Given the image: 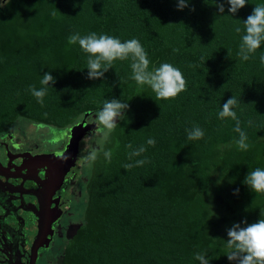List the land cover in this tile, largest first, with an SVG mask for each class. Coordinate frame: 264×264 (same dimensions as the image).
<instances>
[{
	"label": "trees",
	"instance_id": "obj_1",
	"mask_svg": "<svg viewBox=\"0 0 264 264\" xmlns=\"http://www.w3.org/2000/svg\"><path fill=\"white\" fill-rule=\"evenodd\" d=\"M217 3L190 0L178 10L176 0H0V134L19 117L66 128L86 112L96 114L105 100L130 104L127 119L103 135L88 175L84 223L65 240L60 264H200L195 254L203 251L210 264H234L226 229L264 211V193L243 183L250 170L264 168V43L247 61L237 55L243 19L264 0H248L235 15L227 4L218 13ZM75 32L138 39L150 68L172 64L186 89L155 100L150 88L130 78L131 58L113 61L103 78L88 79V54L68 44ZM49 71L56 83L47 86L41 105L29 86L43 87ZM232 96L247 151L234 142L235 121L218 118ZM195 125L204 137L189 140L186 129ZM140 146L145 151L129 160ZM108 149L110 163L103 155ZM141 159L142 166L124 169Z\"/></svg>",
	"mask_w": 264,
	"mask_h": 264
},
{
	"label": "clouds",
	"instance_id": "obj_2",
	"mask_svg": "<svg viewBox=\"0 0 264 264\" xmlns=\"http://www.w3.org/2000/svg\"><path fill=\"white\" fill-rule=\"evenodd\" d=\"M178 10H183L190 6V0H176ZM248 0H218V13H225V5L227 4L228 13L235 15L238 11L246 6ZM3 7V5H0ZM195 11L194 7L191 9ZM53 17L56 16V10L51 11ZM237 33H241V27L235 28ZM79 44L80 48L88 54L87 59V78L100 79L105 76V73L112 68L113 61L127 60L131 58V79L142 89L145 86L150 88L155 93V100H167L175 98L180 92L186 89V80L182 72L168 62H162L159 66L150 68V60L141 42L136 39H129L122 42L119 38L107 34L97 35L96 32H91L87 35H81L75 32L68 37V44ZM264 43V4H256L252 12L243 19V34L237 55L243 61L251 58L257 49ZM231 53L228 50V56ZM260 63L264 64V54L259 57ZM56 83V77L51 73L45 72L40 81L43 85L37 88L36 85H30L29 91L43 105L44 96L47 94V86ZM239 105V101L235 96L227 99L223 103L222 110L218 112V118L224 119L231 117L235 121L234 132L238 133V138L235 139V144L241 151H247L250 147L248 143V135L241 128V121L237 116L234 108ZM130 110V104L122 102L118 98H112L103 102L95 114V127L85 134L82 138L83 147L81 149L82 157L85 162H94L97 159V151L93 147L92 138L103 133L107 137V133L115 130L119 121L127 119V113ZM89 116V115H88ZM87 116V117H88ZM79 123V122H78ZM77 124V123H76ZM68 125L66 128L69 129ZM251 125V121H249ZM189 140H199L204 137V130L198 125L191 129H186ZM69 135V139H70ZM69 142V140H68ZM149 145H155L154 139H148ZM68 144V143H67ZM66 144V145H67ZM116 147H119L117 141ZM128 148H132L129 144ZM80 149V147H79ZM145 151L143 146L128 153V159L139 156ZM107 162H111L113 149H108L103 152ZM145 160H136L135 163H126L124 169L130 170L136 166H142ZM243 183L247 185L255 193H264V168H255L250 170L246 175ZM239 189L235 190L238 194ZM227 232V248L230 249L227 254L229 261L234 264H264V211H261L260 218L254 222H249L247 219L241 222H234L226 229ZM195 259L200 264H210L207 258V252H197Z\"/></svg>",
	"mask_w": 264,
	"mask_h": 264
},
{
	"label": "flooded vegetation",
	"instance_id": "obj_3",
	"mask_svg": "<svg viewBox=\"0 0 264 264\" xmlns=\"http://www.w3.org/2000/svg\"><path fill=\"white\" fill-rule=\"evenodd\" d=\"M64 148L21 137L12 128L0 134V264H45V249L59 248L67 229L62 234L63 218L71 214L75 183L83 177L76 172L81 148L75 158H63Z\"/></svg>",
	"mask_w": 264,
	"mask_h": 264
},
{
	"label": "rangeland",
	"instance_id": "obj_4",
	"mask_svg": "<svg viewBox=\"0 0 264 264\" xmlns=\"http://www.w3.org/2000/svg\"><path fill=\"white\" fill-rule=\"evenodd\" d=\"M93 121L95 119V114H92ZM84 118H82L81 121H83ZM88 123H94V122H88ZM65 128V127H64ZM64 128L51 126L45 123L37 122L34 120H31L26 117H19L16 122L13 124L12 129H15L17 134H19L21 137L26 136L29 139H33L36 141L41 142L42 144H45L52 148H59L60 146H63L68 143L70 131ZM111 133V132H110ZM103 133L98 134L97 136L92 138V145L97 151V159L101 155L102 151H100L102 145H103ZM109 135V133H107ZM83 147V144H81V149ZM81 161L79 162L80 168L79 170H76L79 174H83V177L81 179H77L76 183H79L74 191L71 207V214L67 216L66 218H63V221H66L63 225V228H66V235H61L59 237V248H57L53 253L51 252V248L45 249V253H43L42 261L45 264H60L62 252L65 246V239L70 236L69 231L72 232L74 228L79 227L81 224L84 223L85 220V214L87 209V200H88V175H92L94 162H85L82 157L81 153ZM70 198V195H68ZM217 213H219L217 211ZM65 229L62 230V234L64 233ZM69 235V236H68ZM49 254L51 255V258L49 260L47 259V256Z\"/></svg>",
	"mask_w": 264,
	"mask_h": 264
},
{
	"label": "water",
	"instance_id": "obj_5",
	"mask_svg": "<svg viewBox=\"0 0 264 264\" xmlns=\"http://www.w3.org/2000/svg\"><path fill=\"white\" fill-rule=\"evenodd\" d=\"M90 113L91 112H86L83 121L69 127L71 135L68 144L64 148L63 155H61L63 158H75L79 153L80 140L90 131V129L95 127L94 123H88L87 121L86 117L90 115ZM73 162L74 161H71L70 164Z\"/></svg>",
	"mask_w": 264,
	"mask_h": 264
}]
</instances>
